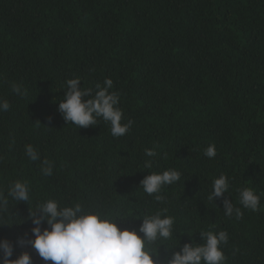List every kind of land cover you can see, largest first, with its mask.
Returning a JSON list of instances; mask_svg holds the SVG:
<instances>
[{
	"label": "trees",
	"instance_id": "obj_1",
	"mask_svg": "<svg viewBox=\"0 0 264 264\" xmlns=\"http://www.w3.org/2000/svg\"><path fill=\"white\" fill-rule=\"evenodd\" d=\"M77 77L84 88L112 79L121 123L134 121L124 136L102 120L64 122L58 103ZM0 98L11 105L0 112V190L18 179L30 186L28 204L0 212V239L31 238L29 211L48 199L80 202L129 230L166 208L174 233L157 264L201 243V230L228 233L226 264H264V0H0ZM27 144L52 162L51 176L26 157ZM170 168L181 179L162 188L160 203L139 184ZM221 174L240 219L225 216L223 197L207 198ZM244 187L260 197L255 212L239 204Z\"/></svg>",
	"mask_w": 264,
	"mask_h": 264
},
{
	"label": "clouds",
	"instance_id": "obj_2",
	"mask_svg": "<svg viewBox=\"0 0 264 264\" xmlns=\"http://www.w3.org/2000/svg\"><path fill=\"white\" fill-rule=\"evenodd\" d=\"M79 77L65 82L64 98L58 103L57 111L64 122L72 123L79 128L97 125L102 120L110 126L113 137L124 136L134 121L121 123L123 110L119 107V93L110 91L113 88L111 78H105L103 84L97 83L94 88L80 87ZM12 92L25 96L26 90L21 85L12 83ZM11 105L0 98V112L10 110ZM51 122V117L48 118ZM24 154L31 162L39 161L43 176L53 174V164L48 159L41 161L40 153L31 145H25ZM146 157L157 155L155 149H145ZM204 156H216L215 145L204 149ZM146 168L152 167L151 159L145 162ZM181 179V173L175 169H166L162 173H151L140 181L139 187L148 195H154L157 202H165L160 195L162 188L172 185ZM228 177L221 174L212 182L209 201L223 197L225 216L240 219L241 209L225 197L229 191ZM239 204L250 211H257L260 197L251 188L238 189ZM30 201V186L25 180L9 183L7 190H0V212L10 202L26 203ZM167 209L141 219L138 229L121 228L118 218L99 212L86 211L80 202L61 206L58 201L48 199L38 203L35 210L29 211L28 219L32 223L31 238L18 239L15 244L7 239H0V264H34L31 252L44 261V264H157V252L162 241L173 238L175 217L166 215ZM5 223L0 216V224ZM201 243H185L179 251H173L166 264H226L223 246L228 244L226 231L213 232L201 230ZM19 255L13 259L16 249ZM173 248L166 247L167 250ZM31 250V251H29Z\"/></svg>",
	"mask_w": 264,
	"mask_h": 264
}]
</instances>
